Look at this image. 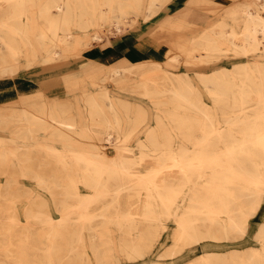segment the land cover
<instances>
[{
    "label": "bare ground",
    "instance_id": "6f19581e",
    "mask_svg": "<svg viewBox=\"0 0 264 264\" xmlns=\"http://www.w3.org/2000/svg\"><path fill=\"white\" fill-rule=\"evenodd\" d=\"M173 1L0 0V78L38 62L79 56L103 40L102 28L122 32ZM212 1L188 0L184 11L168 15L154 30L168 46L166 63L181 61L188 70L174 72L157 60L100 70L90 61L83 69L92 84L112 81L155 108L156 123L144 129L137 152L124 144L110 156L103 143L88 142L125 139L152 116L145 104L106 88L83 89L73 99L30 92L18 99L19 110L12 102L0 105V128L24 142L0 145V168L7 160L15 164V156L54 198L36 199L20 219L19 195L11 190L18 174H9L7 186L0 185V264L136 261L153 249L170 221L172 242L161 256L250 230L264 204V0L232 1L222 18L201 24L203 11L218 6ZM231 53L242 59L195 71L196 77L189 70ZM132 77L140 79L130 83ZM81 79L66 82L71 87ZM39 135L46 141H38ZM255 237L259 246L203 251L184 264H264V222Z\"/></svg>",
    "mask_w": 264,
    "mask_h": 264
},
{
    "label": "rangeland",
    "instance_id": "374dc122",
    "mask_svg": "<svg viewBox=\"0 0 264 264\" xmlns=\"http://www.w3.org/2000/svg\"><path fill=\"white\" fill-rule=\"evenodd\" d=\"M232 1L244 0H214L212 1L213 4H215L213 6L218 5L216 9H205L203 11V15L205 17L203 19H200L199 22L201 24H205L210 19L217 20L219 18H222L226 6H228ZM221 3H223V5H221ZM184 5V0H174L165 8L161 9L153 19L147 22L141 21L132 26H128L122 32L113 30L111 31V27L106 26L101 30L104 36L103 40L100 42H95V44H93L89 49L84 50L79 56L73 55L71 57L59 59L46 64H41L38 62V64H35L31 67L22 68L15 75L0 78V94L1 92L4 93L2 97L0 96V105L12 102L13 106H15L17 110H19V108H21L23 104H20V102L18 103V99H20L21 96L25 93L28 94L30 92L35 93L37 91H42L43 95L49 98L61 97L60 99H73L75 96H83V89H85L86 92H94L98 89L106 88L114 95L126 97L145 104L149 108V111H151L152 116L149 120L141 121L139 125L134 129V131L130 133L125 139L123 136H118L113 142L106 143L105 140L93 138L89 139L88 142L97 144L103 143V150L110 156L116 154L115 147L120 148L124 144L130 145L132 149L137 152L138 148L136 145L138 140L145 138L146 135L144 129L149 125H154L156 123L154 119V112L156 111L155 108L149 101H146V98L139 96L132 90L122 89L112 81L103 82L101 83L102 86L98 84H92L90 78L84 77L85 72L83 69L84 67L91 65L90 61H96L91 66H93V69L100 70V66L112 64L110 63L111 61L114 62L111 57H114L117 54L120 55L126 53L127 55H130L134 48L136 50V53L132 54L133 56L130 55L131 58L129 60H141L140 58L142 57H146L149 59H158L164 62L166 66L163 67L165 69H169L174 72L188 70L184 62L180 61L177 65L174 66H171L170 64H167L165 62L168 57V46L154 35V30L157 27V24H159L160 21H162L171 12H173L175 7H181ZM1 47L4 52H7L6 46L3 43H1ZM109 49H112L110 51V55H108L107 57L100 55L102 50L104 52H107ZM114 52L116 53L114 54ZM232 55V53L228 54L227 57H225L218 63L204 64L201 66L191 65V68L189 70L191 74L196 77L195 71L210 72L222 65L232 66L234 62L240 61L242 59L234 58ZM259 58L264 60V54L260 55ZM80 76L83 77V79H81L83 80L82 84H73V86L71 87L68 86L70 82L67 83V80H73ZM138 79L140 78L132 77L129 81L130 83H132L137 81ZM196 83L199 82L197 81ZM201 88V90L203 91L204 99L208 103L212 104L213 102L206 94L204 87L202 86ZM38 141H46V139L42 135H39ZM11 143L24 142L15 140L8 130L0 128V145L6 148V146ZM59 143L60 141L57 142V144ZM104 145L106 147H104ZM12 159L13 161H15V164H12V160H7L0 168V185L7 186L6 180L9 174L13 172L18 174L19 181L17 183L11 184V190L14 193H18L19 195L16 204L19 210L20 219L24 220L26 218V209H28L33 201H35L36 199L38 200L41 197H45L50 203H54V198L51 196V192L47 187L40 185L36 182L35 179H31L26 175V173L24 172L27 168L26 163L19 162V160L15 156H12ZM37 168L38 166L32 167V169ZM55 215H57V213H55ZM262 222H264V204L260 211L251 219L250 230L240 237L223 241H211V243L208 244L192 245L186 247L181 253L174 256H161L160 254L163 253L172 242L171 233L175 224L173 221H170L168 230L163 232L156 245L150 252L146 254L145 257L136 261L124 258L122 259L120 264H184L203 251L214 250L227 252L231 248H247L249 246H259L260 243L255 237V232Z\"/></svg>",
    "mask_w": 264,
    "mask_h": 264
},
{
    "label": "crops",
    "instance_id": "0c3cea01",
    "mask_svg": "<svg viewBox=\"0 0 264 264\" xmlns=\"http://www.w3.org/2000/svg\"><path fill=\"white\" fill-rule=\"evenodd\" d=\"M179 1H181V0H179ZM183 1V0H182ZM184 2H185V5L184 6H178V7H175V9H174V11L173 12H171L169 15L170 16H174V15H176L178 12H182V11H184L185 10V8H186V6H188L189 4H188V0H184ZM197 20H200V19H197ZM115 49V48H114ZM112 50V49H111ZM110 49L107 51V52H104L103 50L101 51V54L100 55H102V56H105V57H107L108 55H110V51H111ZM117 51V50H116ZM136 50L133 48V50H132V52L130 53V55H132V54H134V53H136L135 52ZM116 52H114V54H115ZM123 55H127V53L126 54H117L116 56H114V57H111L112 59H113V61L114 62H110V63H115V62H121V63H123V62H128V63H132V62H135V60H129L131 57H130V55H127V56H123ZM133 56V55H132ZM141 60H136V61H155V60H157V61H161V60H158V59H149V58H146V57H142V58H140ZM109 60V59H108ZM128 60V61H127ZM167 60V59H166ZM161 62H163V61H161ZM166 62V61H165ZM164 63V62H163Z\"/></svg>",
    "mask_w": 264,
    "mask_h": 264
}]
</instances>
